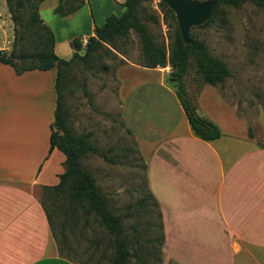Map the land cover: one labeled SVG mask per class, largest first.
Masks as SVG:
<instances>
[{
    "label": "rangeland",
    "instance_id": "374dc122",
    "mask_svg": "<svg viewBox=\"0 0 264 264\" xmlns=\"http://www.w3.org/2000/svg\"><path fill=\"white\" fill-rule=\"evenodd\" d=\"M188 1L203 8L213 2ZM160 2L143 4L140 19L154 41L168 50L174 30L179 28L176 16L174 20L164 16ZM22 12L19 20L27 23L31 12ZM121 13L122 9L117 15ZM205 22L191 26L189 36L203 41L209 54L226 64L229 77L216 86L204 84L190 59L182 80L186 98L198 116L217 125L221 132H228L235 124L240 129L242 126L254 144L263 147L264 9L250 2L238 8L220 5L211 22L204 26ZM15 30L23 34L22 42ZM37 30L36 26L24 30L13 24L7 38L1 39L0 51L9 53L15 40L19 54H33L44 40L35 34ZM139 42L131 32L113 47L104 44L86 61L74 60L65 69L62 93L67 127L75 135L89 134L88 141L97 150L83 155L80 163L94 176L108 207L122 218L128 240L127 264H163L161 221L148 189L146 161L150 150L159 148L162 137L175 132V128L169 129L175 117L182 118L169 98L176 96L169 65L144 67ZM30 61L17 62L27 66ZM176 121L180 130L182 122ZM163 154L155 151L152 158L167 162ZM43 192L41 198L51 214L61 255L74 264H112L113 237L97 217L91 214L84 223L85 215L74 207L67 192L61 196Z\"/></svg>",
    "mask_w": 264,
    "mask_h": 264
},
{
    "label": "crops",
    "instance_id": "0c3cea01",
    "mask_svg": "<svg viewBox=\"0 0 264 264\" xmlns=\"http://www.w3.org/2000/svg\"><path fill=\"white\" fill-rule=\"evenodd\" d=\"M59 1L43 0L38 15L53 34L54 53L68 60L71 41L93 36L124 0H84L67 17L54 13ZM12 26L0 0V42ZM55 80V68L18 75L0 63V264H74L58 255L41 203L43 189L64 172V155L50 149ZM169 98L182 119L175 117V132L146 161L163 264H264V146L236 124L217 140L195 138L176 96ZM160 150L167 162L152 158Z\"/></svg>",
    "mask_w": 264,
    "mask_h": 264
},
{
    "label": "trees",
    "instance_id": "16d2710c",
    "mask_svg": "<svg viewBox=\"0 0 264 264\" xmlns=\"http://www.w3.org/2000/svg\"><path fill=\"white\" fill-rule=\"evenodd\" d=\"M42 1L5 0L12 23L18 27H22L24 30L27 28L34 30L35 26L38 27V30L34 32L40 40H44L42 41V48H38L30 55L19 54L14 40L9 53L0 51V63L9 65L18 75L30 70L45 71L55 68L57 105L54 112V120L51 125L50 149L57 148L64 155V172L59 175V183L54 187L44 188L43 193L48 196L51 195V192H54L61 196V194L67 192L68 197L73 201L74 207L78 208L85 215L83 216L84 223H86L89 215L93 214L96 216L99 224L109 236L113 237L114 257L112 264H127L129 257L128 240L124 236L125 230L122 218L108 207L105 195L97 187L94 176L80 163L83 155L87 153L95 154L97 150L95 146L93 147L89 143V134L75 135L66 125V105L62 93L65 69L69 68L76 59L86 61L104 44L113 47L115 41L126 39L131 32L136 34L138 41H140L139 45L143 66L146 68H163L166 64L169 65L171 69L169 79L173 84L176 98L184 112L190 131L195 138L205 142L219 139L221 137V131L217 125L196 114L194 107L186 98L182 82L183 76H185L184 74L189 67L190 59H193L195 70L200 75L203 83L209 86L221 84L226 77H229V71L222 60L209 54L203 41L196 40L190 36L189 43H186L181 38L177 28H175L173 36L171 37L168 50L164 46L157 44L148 32L146 25L140 19L141 6L149 0H124L120 4V7H122V13L120 15L110 14L100 27L95 26L94 35L87 38L88 40L83 55H80V41L73 39L71 45L75 49V52L70 59L64 60L54 53L53 34L39 18L38 6ZM246 2H250L256 7L264 9V0H217L215 8L211 11L204 26L211 22L215 10L220 5L238 8ZM83 4L84 0H60L54 9V13L59 17H67L74 14ZM159 5L162 8L164 16H168L172 20L175 19L174 13L167 5L162 2ZM25 9L30 10L31 16L27 23H22L19 18ZM14 35H16V38L18 36V40L23 41V34L15 30ZM27 59L31 60V64L27 66L18 64L17 62H23ZM51 200L50 203L55 201L54 198ZM41 203L50 226L52 237L56 241L51 214L48 213L42 198ZM162 241L163 237H161V243ZM58 255L63 257L60 250H58Z\"/></svg>",
    "mask_w": 264,
    "mask_h": 264
},
{
    "label": "water",
    "instance_id": "95a60500",
    "mask_svg": "<svg viewBox=\"0 0 264 264\" xmlns=\"http://www.w3.org/2000/svg\"><path fill=\"white\" fill-rule=\"evenodd\" d=\"M166 4L176 16L179 32L184 42L189 43V28L198 26L207 21L211 11L215 8L217 0H213L211 6L203 8L195 2L188 0H159ZM84 49L80 52L83 55Z\"/></svg>",
    "mask_w": 264,
    "mask_h": 264
},
{
    "label": "built area",
    "instance_id": "2783aa9c",
    "mask_svg": "<svg viewBox=\"0 0 264 264\" xmlns=\"http://www.w3.org/2000/svg\"><path fill=\"white\" fill-rule=\"evenodd\" d=\"M87 40L88 39H83L80 41V45H81V48L84 49L86 47V44H87Z\"/></svg>",
    "mask_w": 264,
    "mask_h": 264
}]
</instances>
